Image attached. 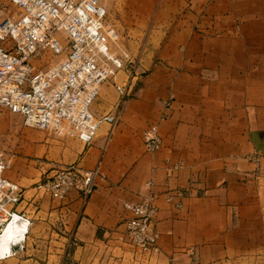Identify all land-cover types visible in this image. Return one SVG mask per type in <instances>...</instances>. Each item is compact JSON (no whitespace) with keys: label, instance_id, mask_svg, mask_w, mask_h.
Segmentation results:
<instances>
[{"label":"crops","instance_id":"obj_1","mask_svg":"<svg viewBox=\"0 0 264 264\" xmlns=\"http://www.w3.org/2000/svg\"><path fill=\"white\" fill-rule=\"evenodd\" d=\"M134 1L133 16L116 10L117 21L164 23L149 73L113 80L130 93L111 134L103 124L93 144L72 143L82 169L103 155L104 177L88 199L35 195L32 211L18 209L22 199L17 210L33 223L15 253L23 264H264V0ZM101 99L100 115L120 95ZM155 121L163 144L149 152L143 131ZM175 190L183 194L169 202ZM150 194L157 253L126 234L124 203Z\"/></svg>","mask_w":264,"mask_h":264},{"label":"built area","instance_id":"obj_2","mask_svg":"<svg viewBox=\"0 0 264 264\" xmlns=\"http://www.w3.org/2000/svg\"><path fill=\"white\" fill-rule=\"evenodd\" d=\"M17 13H5L0 5V106L22 115L24 123L58 136H72L91 145L103 124L116 127L121 108L129 95V87L116 84L120 102L105 114L93 109L105 82L115 80L125 68V59L134 64L128 54L118 55L111 43L119 39L117 29L109 20L103 0H11ZM63 33L64 40L59 33ZM50 51L62 57L37 69L33 58ZM174 94L166 103L171 106ZM163 114L160 120L166 119ZM163 144L159 121L143 131L146 151H158ZM251 159L257 160L255 156ZM11 159L0 151V234L13 221L24 225V231L13 240L9 250L0 248V260L11 257L25 245L32 218L17 210L22 202L23 187L5 175ZM103 155L88 170L77 163L57 168L40 187L54 199H65L76 190L88 199L104 177ZM181 165L170 169V174ZM183 193L169 191L167 200L174 201ZM181 206V202H177ZM131 217L126 221V234L143 253H157L158 232L155 218L158 207L150 194L139 202L126 201Z\"/></svg>","mask_w":264,"mask_h":264},{"label":"rangeland","instance_id":"obj_3","mask_svg":"<svg viewBox=\"0 0 264 264\" xmlns=\"http://www.w3.org/2000/svg\"><path fill=\"white\" fill-rule=\"evenodd\" d=\"M104 1L109 9V20L119 33V39L116 43H111V48L118 55H123V53L128 54L134 62V64H131L127 58L125 59V68L118 73L117 80H131V71L134 67L137 68L136 70L139 75H147L149 73L148 66L150 60L155 57V51L160 40L159 30L163 28L164 23H140L131 20L117 21L116 10L132 13L133 16V11L130 10L134 8L135 1ZM0 5L7 8L5 11L6 14L10 11L12 15L18 11V8L12 4L11 0H0ZM59 36L64 40L62 32L59 33ZM61 58L54 56L50 51H46L43 55L33 58L32 63L37 69H43L48 63L54 64ZM113 83V80H111L102 85L100 94L96 98L93 106L102 107L105 105L101 97H107L111 101L115 97L116 100L119 98V93L116 92L112 85ZM126 100H128V96H126ZM111 108L110 106L106 112ZM120 120L121 118L119 116L117 125ZM108 136L102 138L104 145H106ZM75 138L72 136H58L37 127L27 126L24 123L22 115L12 112L7 107L0 106V151L7 158L11 159V165L5 171V175L21 185L25 193L23 196L24 201L19 206V210H25L27 208H29V211L34 210L39 204L38 200L32 203L28 199L38 195V199L42 200L46 196V193L40 185L57 168L76 162L74 148L72 146L73 141L76 140ZM44 204H47V202ZM134 247L140 252L136 246ZM42 249L45 251V247ZM22 253L23 251L20 250L14 256L8 258L7 261L0 260V264H23L21 262ZM59 253L57 252V255ZM66 264L71 263L67 261Z\"/></svg>","mask_w":264,"mask_h":264},{"label":"bare ground","instance_id":"obj_4","mask_svg":"<svg viewBox=\"0 0 264 264\" xmlns=\"http://www.w3.org/2000/svg\"><path fill=\"white\" fill-rule=\"evenodd\" d=\"M24 228V225L19 222H11L0 235V248L3 250L11 249L13 240H17L20 237Z\"/></svg>","mask_w":264,"mask_h":264}]
</instances>
